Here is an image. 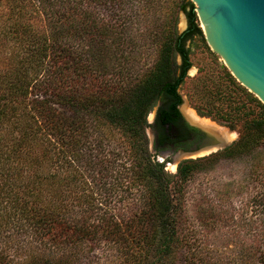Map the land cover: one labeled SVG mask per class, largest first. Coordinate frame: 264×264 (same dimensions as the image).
Masks as SVG:
<instances>
[{
  "label": "trees",
  "instance_id": "1",
  "mask_svg": "<svg viewBox=\"0 0 264 264\" xmlns=\"http://www.w3.org/2000/svg\"><path fill=\"white\" fill-rule=\"evenodd\" d=\"M130 8L129 0H0L2 44L17 47L10 69L0 70V239L20 231L28 238L23 247H33L22 261L0 250V264H74L76 248L92 244L116 247L120 264H264V104L246 96L256 112L235 101L226 116L242 123L239 140L213 155L260 161L250 170L260 185V227L235 247H211L210 262L192 247L186 218L184 188L193 162L168 173L150 153L147 132L160 101L166 121L183 102L179 89L192 67L187 43L204 36L196 6L185 4L187 29L172 33L155 66L136 81L123 49L133 42ZM106 127L121 132L128 145L123 185L142 194L126 218L92 207L100 186L123 172H112L114 158L97 159L83 149L92 135L93 151L105 148ZM223 211L211 208V226L242 236L237 218L222 217Z\"/></svg>",
  "mask_w": 264,
  "mask_h": 264
},
{
  "label": "rangeland",
  "instance_id": "2",
  "mask_svg": "<svg viewBox=\"0 0 264 264\" xmlns=\"http://www.w3.org/2000/svg\"><path fill=\"white\" fill-rule=\"evenodd\" d=\"M189 1L191 0H129V7L134 17L131 21L133 42L124 45L123 49L124 55L129 58L127 67L130 68L129 76L132 81L142 78L155 66L159 50L170 40L174 31L180 34L187 29L188 17L184 6ZM141 12L142 16L139 17ZM105 13H107L105 9H102V14ZM2 15H4L3 9L0 10V16ZM5 18L0 19V31L4 27ZM198 23L202 29L199 17ZM156 31H159V37L154 36ZM187 47L190 50L192 67L179 89L183 99L180 109L190 121L192 120L188 111L195 114L200 122L213 125L214 129H209L211 133L214 130H223L229 135L227 141L231 145L239 140L242 123L232 122L227 119L226 114L231 110V105H236L235 101L250 105L252 109L259 112L254 104L247 101L246 96L257 97L233 76L223 59L209 47L205 35L189 41ZM16 48L14 42L3 45L0 38L1 71L6 72L10 69L9 59L13 57V49ZM176 63L180 65L181 58L177 57ZM156 110L157 108L148 117L150 124L154 121ZM147 132L150 153L154 159L165 164L168 173L176 174L183 161L193 162V176L184 188L185 212L189 222L192 247H195L201 256L211 262V247H235L239 238L242 240L245 235L251 233L249 230H252V235L258 231L262 208L255 204V197L260 191V185L250 175V170L257 168L260 164L258 159L252 160L247 155L213 159V155L221 151L218 150L180 157L173 161L172 158H165L157 153L154 149V136L151 129L149 128ZM104 135L105 148L101 150L97 148L98 152L93 151L97 146V136L92 135L87 146L83 148L84 151L92 152L97 159L106 155L108 161L114 158L115 169L112 172L118 169L123 172L119 179L117 176L114 180L109 178L106 186H100L102 193L99 191L95 196L96 200L93 201L92 207L97 213L100 211L101 214L114 218H126L133 214V208L141 205L142 194L138 191L139 189L127 190V183L123 185L125 181L123 177L126 176L123 167H129L130 163L127 161L128 156L125 152L128 145L121 132L106 127ZM261 151L264 154V147ZM261 158L263 159L264 155ZM222 207L225 210L223 213L220 212L223 214L222 217L227 212L237 218L239 225L236 230L243 231L242 236L236 234L235 237L234 231L229 227L221 228L216 224V227L211 226V208L221 209ZM11 232L6 234L7 239H0V250H3L2 252L9 260L22 261L33 247H23L28 240L25 234L20 231ZM78 251L80 255L74 264H120L122 262L116 247L92 244L89 247L76 248L75 252Z\"/></svg>",
  "mask_w": 264,
  "mask_h": 264
},
{
  "label": "water",
  "instance_id": "3",
  "mask_svg": "<svg viewBox=\"0 0 264 264\" xmlns=\"http://www.w3.org/2000/svg\"><path fill=\"white\" fill-rule=\"evenodd\" d=\"M205 39L233 76L264 104V0H191ZM183 30L181 33H183ZM211 152L230 142L215 133Z\"/></svg>",
  "mask_w": 264,
  "mask_h": 264
},
{
  "label": "flooded vegetation",
  "instance_id": "4",
  "mask_svg": "<svg viewBox=\"0 0 264 264\" xmlns=\"http://www.w3.org/2000/svg\"><path fill=\"white\" fill-rule=\"evenodd\" d=\"M163 104V101L158 103L154 121L150 127L154 136V149L157 153L165 158H172L174 161L180 157H189L210 151L211 138L208 133L211 131H207L208 129L203 128L198 123L195 124L191 119L194 122L192 123L181 111L182 104L177 107L176 118L174 120L169 118L171 120L166 121L159 112Z\"/></svg>",
  "mask_w": 264,
  "mask_h": 264
},
{
  "label": "bare ground",
  "instance_id": "5",
  "mask_svg": "<svg viewBox=\"0 0 264 264\" xmlns=\"http://www.w3.org/2000/svg\"><path fill=\"white\" fill-rule=\"evenodd\" d=\"M188 115L190 116V118L195 122V123H198V124H200L203 128H205V129H214V126L213 125H210V124H208V123H206V122H200L199 121V119L197 118V116H195V114H193L192 112H189L188 111ZM213 133H215L220 139H225V140H228L227 138L229 137V135L228 134H226V133H224L223 132V130H221V129H219L218 131H215V132H213ZM230 139V138H229ZM207 152H211V150L210 151H205V152H203V153H207Z\"/></svg>",
  "mask_w": 264,
  "mask_h": 264
}]
</instances>
